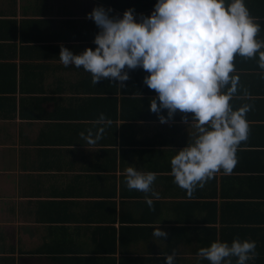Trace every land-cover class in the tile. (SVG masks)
Returning a JSON list of instances; mask_svg holds the SVG:
<instances>
[{"label": "crops", "instance_id": "crops-1", "mask_svg": "<svg viewBox=\"0 0 264 264\" xmlns=\"http://www.w3.org/2000/svg\"><path fill=\"white\" fill-rule=\"evenodd\" d=\"M152 0H144L148 4ZM262 30L264 0H245ZM99 0H0V264H209L197 256L213 240L256 241L248 264H264V69L257 58L235 57L231 104L250 106L248 138L230 174L217 172L189 196L171 174L170 159L196 134L179 113L160 123L149 111L154 90L141 68L125 87L59 59L95 47L86 18ZM151 5V4H150ZM148 8L135 9L149 14ZM111 120L88 144L81 131ZM131 164V165H130ZM154 171L152 188L128 189L125 169ZM159 225L168 235H152ZM235 257L232 264H235Z\"/></svg>", "mask_w": 264, "mask_h": 264}, {"label": "clouds", "instance_id": "clouds-1", "mask_svg": "<svg viewBox=\"0 0 264 264\" xmlns=\"http://www.w3.org/2000/svg\"><path fill=\"white\" fill-rule=\"evenodd\" d=\"M112 12L111 7L96 5L86 13L98 28L95 47L74 52L61 45L60 62L83 68L93 84L107 79L121 88L129 70H144L143 84L155 92L149 111L162 124L179 113L182 122L196 130L192 141L170 159L174 182L189 196L217 172L230 174L237 164V148L249 133L250 106L231 104L239 79L235 57H256L264 69V39L258 38L262 28L245 0H155L147 15L132 7L122 15ZM94 123L99 125L95 132L88 128L87 135L79 133L88 144L101 139L111 120L100 113ZM125 173L128 189L151 193L144 197L151 209L159 199L152 188L156 173L133 166ZM159 225L152 226V235L162 239L168 233ZM255 249V240L216 239L200 247L197 256L209 264H232L233 257L235 264H248ZM164 260L176 264V251L164 254Z\"/></svg>", "mask_w": 264, "mask_h": 264}, {"label": "trees", "instance_id": "trees-1", "mask_svg": "<svg viewBox=\"0 0 264 264\" xmlns=\"http://www.w3.org/2000/svg\"><path fill=\"white\" fill-rule=\"evenodd\" d=\"M102 3L111 5L113 7H116L117 9H126L129 7H132L134 9H143V8H148L151 5H154L155 0L151 1V5L148 4V7L144 4V0H99Z\"/></svg>", "mask_w": 264, "mask_h": 264}]
</instances>
